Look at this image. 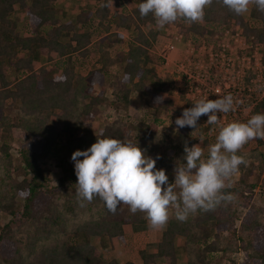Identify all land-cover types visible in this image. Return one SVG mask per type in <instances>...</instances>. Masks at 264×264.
Segmentation results:
<instances>
[{
	"label": "trees",
	"instance_id": "1",
	"mask_svg": "<svg viewBox=\"0 0 264 264\" xmlns=\"http://www.w3.org/2000/svg\"><path fill=\"white\" fill-rule=\"evenodd\" d=\"M59 1L0 0V212L10 216L6 222L0 220V264H135L129 260L119 263L108 255V249L113 238L126 244L135 233L148 229L145 214L136 218L123 209L127 205L110 212L99 198L82 207L77 199V176L67 153L84 151L97 139L89 133L77 135L81 128L86 131L83 122L106 104L109 93L112 99L108 104L122 110L126 119L107 123L101 133L138 143L154 159L159 155L156 167L166 171L169 183L174 180L175 166L183 163L185 143L192 146L194 130L199 128L197 138L205 155L215 142L208 135L209 124L204 127L201 117L196 129L179 128L176 139L159 133L160 124L175 121L184 109L174 111V100L165 97L176 78L159 73L164 59L150 50L158 32H143L148 23L156 24L151 14L140 16L138 5L143 0L131 9L121 0H113V9L109 0H99L94 7L83 4L75 17L65 22L57 17ZM249 13L255 22L246 27L263 45L264 60V12L252 5ZM18 14L27 16L26 35L17 30ZM243 23V14L229 11L219 0L205 9L202 22H175L184 38L195 45L203 37L213 41L215 33L226 25ZM126 30L132 31L128 38L123 35ZM51 52L57 54L51 68L40 66L34 72L33 63ZM88 60L84 72L75 70ZM8 67L24 76L14 88L8 87ZM132 91L142 106L136 122L127 121ZM177 92L183 99L181 87ZM251 112L264 114V98ZM52 116L54 123L49 125ZM14 128L30 135L16 161L9 153ZM52 136L65 141L61 146L69 143L66 152L58 143L51 144ZM238 154L245 157L246 164L239 166L237 181L224 189L234 194L235 200L222 202L213 210H198L184 222L170 210L154 251L138 250L141 264H155L158 257L164 259L163 264H177L179 249L187 254V264H264V210L251 203L257 185L251 177L259 178L264 171V151ZM50 160L61 172L55 185L45 169ZM262 178L264 186V174ZM239 207L246 211L239 227L230 229ZM225 230L227 234H223ZM94 236L100 239L101 249L91 242ZM178 236L183 238L181 248L175 246ZM234 253L241 254L239 262L231 259Z\"/></svg>",
	"mask_w": 264,
	"mask_h": 264
},
{
	"label": "clouds",
	"instance_id": "2",
	"mask_svg": "<svg viewBox=\"0 0 264 264\" xmlns=\"http://www.w3.org/2000/svg\"><path fill=\"white\" fill-rule=\"evenodd\" d=\"M219 2L237 15L248 12L249 5L264 12V0ZM212 3L213 0H143L138 10L141 17L151 14L156 25L164 28L178 20L202 22L205 9ZM232 110L231 94L217 99L205 96L176 118L178 129L185 126L196 129L198 119L206 115L207 124L217 125L219 130L215 143L207 148V155L201 144L189 147L185 143L183 163L175 166L172 183L166 171L156 167L159 155L154 159L138 143L106 137L103 133L96 135L95 143L84 151H74L71 157L81 206L99 198L108 211L115 213L120 205H127L133 214L144 213L151 228L160 229L167 224L170 210L184 222L198 210L209 211L222 202L234 201V194L224 191L225 181L240 165L246 164L245 157L238 154L243 146L253 139L264 140V114H254L246 122L221 123L218 114Z\"/></svg>",
	"mask_w": 264,
	"mask_h": 264
},
{
	"label": "rangeland",
	"instance_id": "3",
	"mask_svg": "<svg viewBox=\"0 0 264 264\" xmlns=\"http://www.w3.org/2000/svg\"><path fill=\"white\" fill-rule=\"evenodd\" d=\"M129 9H131L132 7L136 6L138 4V0H121ZM110 2V7L113 9L114 6V2L112 4L111 0H109ZM99 3V0H60L57 4L56 7L58 8L59 12L57 14L58 19H60L62 22H65L67 20H71L75 17L76 12L78 11L79 7L83 4H88L91 7L96 6ZM252 5H249V10L251 8ZM244 17V23L243 24H229L226 25L224 29H219L217 31V33H215V36L213 37V41L217 42L218 40L221 39V37L224 35V31L226 30H230V34L233 35L231 36L230 34H228L227 39H228V45L229 47H231L232 51L236 54H238L239 56H244V54H246V56L250 57V63L253 65L254 62V58L253 55H255L256 57L259 56V54L261 53V48L263 47L262 44H259L258 41H256V36L253 32H250L246 25L249 26L250 23L254 22L255 20L250 19V13L249 11L243 14ZM17 30L21 33V35H26L28 27H27V16L24 14H18V18H17ZM258 26H260V24H256ZM262 27V26H261ZM149 30H153V31H157L158 35L156 37V41H154L152 44L153 46L150 48V50L154 53V55L160 56L161 58L164 59V62L162 64L161 67H159V73L161 76H166V75H174L176 78V83L170 87L169 91L167 93H165V97L167 99L171 98L174 100L175 105H174V111H178V108H186V103L189 104L190 107H192V104L185 99L184 97V90L183 87L185 85V81L182 78L181 74H177L174 71V65L179 61V59H182L184 57V42L181 40L180 42H177L175 45V49H169L167 46L169 43L173 42L174 43V39H173V35L174 33H179L178 31V26L175 23L166 25L164 28H159L156 24H151L148 23L147 25H145L143 27V32L144 33H148ZM236 33L238 34V36L236 35ZM134 34V33H133ZM123 35L128 38L129 36L132 35V31L131 30H126L123 32ZM217 35V37H216ZM184 37V36H183ZM202 39H205L204 37L200 39V41ZM237 39V40H236ZM185 42L187 39H185ZM190 41V40H189ZM191 42V41H190ZM215 42V43H216ZM192 46H197L195 44H193L191 42ZM243 47L242 49H240V47ZM247 46H249L247 48ZM259 48V49H258ZM248 49V50H247ZM255 51L257 53H255ZM196 52H194L193 55H195ZM236 54H234V56H236ZM191 60L193 58V56H190ZM57 58V54L56 52H51V54L48 57L42 56L40 58L39 61L34 62L33 63V71L36 72L38 71V69L40 68V66L46 67L47 69H50L52 66V62ZM241 58V57H239ZM87 63V62H86ZM89 64V60L87 65L85 64V66L82 67H78L77 69H75L78 72H84L85 69L88 67ZM256 66V65H254ZM249 69V73L251 72V78L252 79H256L257 74H256V67H254ZM240 67H241V63H240ZM85 68V69H84ZM238 66H235V69H237ZM262 68V67H261ZM264 73V71H263ZM29 74L28 72L26 73V75ZM24 76H17V73L15 72V70L13 68L8 67L7 68V72H6V80L8 81V87L9 88H14L15 87V83H17L21 78H23ZM256 81V80H255ZM258 81L256 82L255 87L257 86ZM181 87L182 93H183V99H181L178 95L177 89ZM106 97H107V102L105 105H101L98 109V112L96 113V115L94 117H92L90 120H88L87 122L84 121L83 125L84 127H86V131L84 129H79L77 132L78 136H82V135H86V133H89L92 136H96L98 134L101 133V131L106 127L107 123L112 122L113 120L117 119L119 120L121 117L125 118V114L123 113L122 110H117L114 106H110L108 103H110V99H112L111 95L109 93H106ZM260 96H257V98L252 97L251 100H258ZM131 103H130V116H128V120L130 122H136L138 121V119L141 117L142 115V106L140 104V101L137 99V93L136 91H132L131 93V97H130ZM19 104V100L14 101V105L17 106ZM14 106V107H15ZM255 106V105H254ZM11 105H9V109H10ZM12 110V108L10 109ZM207 116L206 115H202L201 116V123H203L204 127L207 125L205 124L207 121ZM49 125H53L54 123V117H49V119L47 120ZM85 123V124H84ZM209 128V137L212 138V141L215 142V138H216V133H217V125H208L206 126V128ZM198 130L195 131L193 133H191V141L192 146L195 144H200V140L198 139L200 135L199 132V128H197ZM177 126L175 124V121L171 122V121H167V122H163L162 125H159V133L162 131V133L164 132L165 135L171 139H176L177 137ZM208 132V131H206ZM196 137V138H195ZM198 137V138H197ZM54 138V140L52 141V145L55 143H58L60 148H63L64 151L66 152V147H68L69 143L62 145V143H65V141L63 139H59L58 137H51ZM30 139V135L29 132L22 130V129H13L11 138L9 140L10 143V150L9 153L12 157V159L14 161H16V159L19 158V149L21 147V145L23 143L28 142ZM260 140V141H259ZM1 143V141H0ZM72 146V145H70ZM252 149H260L261 151H264V140L261 139H253L250 140L247 144H245L243 146V148L240 150L241 152L244 153H248L250 152ZM68 155V159L69 162L71 163V165L74 167V162L72 161L71 157L72 154L71 153H67ZM45 169L48 171V177L50 178V183L52 185H55L57 183V179L60 176V168L56 165L55 161H47V163H45ZM258 171L256 170L255 173H257ZM264 171L262 172L261 176L259 178L257 177H251V181L252 180H257V185L255 186V188H253L252 192H251V203L252 205L256 206L257 208L263 209L264 210V186H262V177H263ZM239 178V173L236 172L235 174H233L230 178H228L225 181L226 187H228L227 185L232 186L237 179ZM174 182V180H173ZM123 209H126L125 211L129 210V208L123 207ZM246 211V208H237L236 211V217L233 220V223L230 225V229H234V228H238L240 223H241V219L243 218V215ZM129 213V212H127ZM136 218L138 216H142L144 215V213L142 212H137L135 214H133V216ZM10 218V216L6 215L3 212H0V220L2 222H6L8 219ZM262 224L264 225V214L262 216ZM147 228L145 229L146 231H139L137 232V234H135L134 236H131V238L127 239V243L123 244V241L115 238L113 240V242H111V248L108 249L110 250V252L108 253V255L110 254L111 256L113 255L115 257V259L119 262H125V261H132L135 264H141V260L138 257V250L145 248V249H151L152 251H154V244L157 243L156 239L160 240L159 238H161V232L164 230L165 226L163 228L160 229H153L149 226V224H147ZM228 230H225L223 232V234H227ZM182 241L183 238L181 236H178L176 238V247L177 248H181L182 245ZM91 242L99 249H101V244H100V239L98 237H92L91 238ZM125 251V255L122 252ZM241 254L240 253H234L231 255V259H233L236 262H239L241 260ZM178 263L177 264H187V254L182 251L181 249H179L178 251ZM106 264V263H103ZM155 264H163V260L158 257L155 259Z\"/></svg>",
	"mask_w": 264,
	"mask_h": 264
},
{
	"label": "built area",
	"instance_id": "4",
	"mask_svg": "<svg viewBox=\"0 0 264 264\" xmlns=\"http://www.w3.org/2000/svg\"><path fill=\"white\" fill-rule=\"evenodd\" d=\"M228 34L230 30L224 31V35L220 40L215 41L216 43L202 39L197 46H192L189 40L185 42L181 33H174V43H169L167 47L170 50L175 49L177 42L181 40L184 42V57L174 65L173 72L181 74L185 81L183 90L186 100L193 104L201 97L217 99L231 94L234 98V110L226 114H218L221 123L246 122L252 116L251 111L258 102L252 101L251 98H257V96H260L258 100L264 98V60L261 53L257 57L253 55L252 65L250 57L246 54L239 56L234 53L227 43ZM236 35L238 36L237 33ZM242 48L241 46L240 49ZM194 52H196L195 55H193ZM190 56H193L192 60ZM235 66L238 68L235 69ZM253 66L257 68L256 79H252L251 72H248ZM257 81L258 87H255ZM216 129L218 134V126Z\"/></svg>",
	"mask_w": 264,
	"mask_h": 264
},
{
	"label": "crops",
	"instance_id": "5",
	"mask_svg": "<svg viewBox=\"0 0 264 264\" xmlns=\"http://www.w3.org/2000/svg\"><path fill=\"white\" fill-rule=\"evenodd\" d=\"M143 231H146V230H143ZM143 231H142V232H143ZM135 234H137V233H135ZM135 234H134V235H135ZM134 235H133V236H134ZM114 239H115V238L112 239V242H113ZM159 239H160V238H159ZM157 241H159V240L156 239V242H157ZM175 246H176V240H175ZM123 253H124V255H125V251L122 252V255H123ZM177 256H178V252H177ZM161 259L164 261V259H163L162 257H161Z\"/></svg>",
	"mask_w": 264,
	"mask_h": 264
}]
</instances>
